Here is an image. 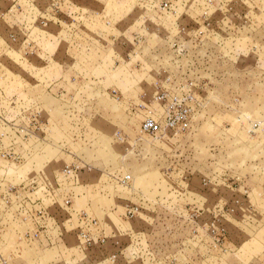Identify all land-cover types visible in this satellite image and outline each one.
Returning a JSON list of instances; mask_svg holds the SVG:
<instances>
[{
    "label": "rangeland",
    "instance_id": "374dc122",
    "mask_svg": "<svg viewBox=\"0 0 264 264\" xmlns=\"http://www.w3.org/2000/svg\"><path fill=\"white\" fill-rule=\"evenodd\" d=\"M0 264H264V0H0Z\"/></svg>",
    "mask_w": 264,
    "mask_h": 264
}]
</instances>
